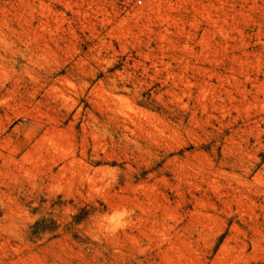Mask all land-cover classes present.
I'll return each mask as SVG.
<instances>
[{
    "label": "rangeland",
    "instance_id": "1",
    "mask_svg": "<svg viewBox=\"0 0 264 264\" xmlns=\"http://www.w3.org/2000/svg\"><path fill=\"white\" fill-rule=\"evenodd\" d=\"M0 264H264V0H0Z\"/></svg>",
    "mask_w": 264,
    "mask_h": 264
},
{
    "label": "clouds",
    "instance_id": "2",
    "mask_svg": "<svg viewBox=\"0 0 264 264\" xmlns=\"http://www.w3.org/2000/svg\"><path fill=\"white\" fill-rule=\"evenodd\" d=\"M123 215H126V214H121V219H122ZM114 226H115V227H120V226H122V225H121L120 223H115Z\"/></svg>",
    "mask_w": 264,
    "mask_h": 264
}]
</instances>
